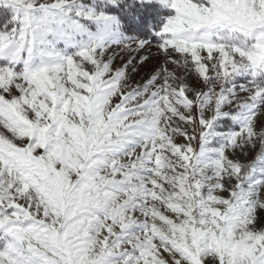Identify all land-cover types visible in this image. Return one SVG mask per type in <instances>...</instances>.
Wrapping results in <instances>:
<instances>
[{"label": "snow or ice", "instance_id": "6c2138e0", "mask_svg": "<svg viewBox=\"0 0 264 264\" xmlns=\"http://www.w3.org/2000/svg\"><path fill=\"white\" fill-rule=\"evenodd\" d=\"M161 2L133 86L114 16L0 0V264H264V0Z\"/></svg>", "mask_w": 264, "mask_h": 264}, {"label": "rangeland", "instance_id": "374dc122", "mask_svg": "<svg viewBox=\"0 0 264 264\" xmlns=\"http://www.w3.org/2000/svg\"><path fill=\"white\" fill-rule=\"evenodd\" d=\"M123 0H83V3H85L86 5L92 7L96 12H103L106 15H110L113 16L109 13H107L106 9L108 6H116L118 3H120ZM137 1H141V2H155L157 3L161 8L166 9L168 11H171V15H174V10L171 9L170 7H168L167 5H165L164 3L161 2V0H137ZM168 16V17H169ZM166 17L163 24L166 22V19L168 18ZM8 19H9V13L7 11V9L4 8H0V27H3L5 25H7L8 27H11L10 24H8ZM117 21V19H116ZM163 26V25H162ZM162 26L159 27V30L157 31H150V35H154L158 37V41H151L148 38H143V37H138L136 35H129V34H125L122 29H121V24L117 21V24L114 25L113 27H115L117 29V31L123 36V37H129V38H136L139 40H143L148 42L150 45L141 53V55H148L150 56V59L148 60V62L146 64H144L141 68L140 71L137 75L133 76L132 78V83L133 86H135L136 83H142L144 79L147 78V73L150 72L158 63V61L160 60V58L156 55V47H157V43L159 42V35L158 33L160 32V29L162 28ZM89 27L92 28L94 30L95 25L89 23ZM119 48L116 49V52L119 53ZM132 55H136L135 53H133ZM124 59H126V57H124ZM121 63V57L117 56V59L115 60V64L119 65ZM238 82H243L242 78L238 79ZM238 125H235L230 119L228 118H221L216 122V128L218 131L220 132H227L230 129H235L237 128ZM244 157L241 156V159H243ZM249 158H251V153H249Z\"/></svg>", "mask_w": 264, "mask_h": 264}, {"label": "trees", "instance_id": "16d2710c", "mask_svg": "<svg viewBox=\"0 0 264 264\" xmlns=\"http://www.w3.org/2000/svg\"><path fill=\"white\" fill-rule=\"evenodd\" d=\"M107 13L113 15L121 24L125 34L148 38L158 41V37L150 35V31H157L163 25L171 11L161 8L155 2H141L137 0H123L116 6H108Z\"/></svg>", "mask_w": 264, "mask_h": 264}]
</instances>
